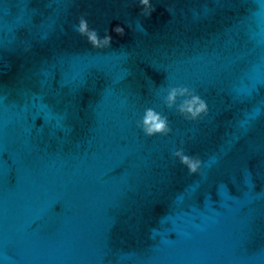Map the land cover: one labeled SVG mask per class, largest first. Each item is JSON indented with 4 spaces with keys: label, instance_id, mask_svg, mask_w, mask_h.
<instances>
[{
    "label": "water",
    "instance_id": "obj_1",
    "mask_svg": "<svg viewBox=\"0 0 264 264\" xmlns=\"http://www.w3.org/2000/svg\"><path fill=\"white\" fill-rule=\"evenodd\" d=\"M0 264H264V0H0Z\"/></svg>",
    "mask_w": 264,
    "mask_h": 264
}]
</instances>
